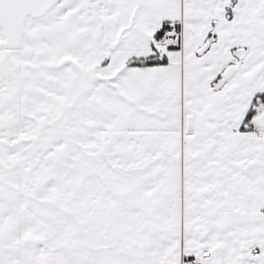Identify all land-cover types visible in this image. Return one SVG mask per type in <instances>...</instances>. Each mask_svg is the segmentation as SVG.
Returning <instances> with one entry per match:
<instances>
[{
    "label": "snow or ice",
    "instance_id": "1",
    "mask_svg": "<svg viewBox=\"0 0 264 264\" xmlns=\"http://www.w3.org/2000/svg\"><path fill=\"white\" fill-rule=\"evenodd\" d=\"M0 264H264V0H0Z\"/></svg>",
    "mask_w": 264,
    "mask_h": 264
}]
</instances>
